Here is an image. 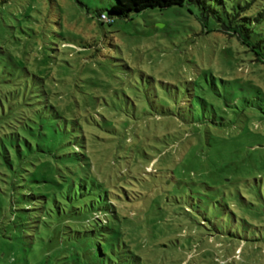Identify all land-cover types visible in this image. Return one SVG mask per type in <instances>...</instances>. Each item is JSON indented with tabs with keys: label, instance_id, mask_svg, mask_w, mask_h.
Returning a JSON list of instances; mask_svg holds the SVG:
<instances>
[{
	"label": "rangeland",
	"instance_id": "rangeland-1",
	"mask_svg": "<svg viewBox=\"0 0 264 264\" xmlns=\"http://www.w3.org/2000/svg\"><path fill=\"white\" fill-rule=\"evenodd\" d=\"M113 3L0 0V85L24 73L23 84L28 81L33 89L27 70L38 73L47 90L37 93L36 100L43 101L38 106L50 102L59 111L50 117L51 124L44 119L57 129L45 128V147L58 156L48 157L62 176L68 168L80 174L89 194L75 204L95 202L81 212L68 203L63 223L73 230L92 228L84 225L88 219L95 223L92 210L117 193L121 216L109 219L146 264H264V201L248 207L238 200L246 179L262 178L264 187V111L252 110L243 99L254 86L264 98V64L236 37L215 29L204 33L195 4L149 8L103 23L98 12L109 15ZM208 71L215 76L214 89L205 79ZM147 81L154 84L151 92L162 95L165 82L213 89L202 93L207 122L196 126L153 111L154 116L143 115L140 93ZM232 86L240 91L232 92ZM128 98L138 102L137 109ZM122 99L129 103L122 107ZM190 101L199 104L196 111L203 116L200 99L192 96ZM32 183L18 174L14 184L22 186L14 190L10 185L8 197L19 205L20 192ZM207 184L214 188L206 189ZM229 186L232 192H225ZM77 190L80 195L81 186ZM37 214L34 210L26 216L40 219ZM17 215V224L10 225L19 238H1L0 264H40L49 247L31 253ZM37 224L39 231L46 230L43 218Z\"/></svg>",
	"mask_w": 264,
	"mask_h": 264
},
{
	"label": "trees",
	"instance_id": "trees-1",
	"mask_svg": "<svg viewBox=\"0 0 264 264\" xmlns=\"http://www.w3.org/2000/svg\"><path fill=\"white\" fill-rule=\"evenodd\" d=\"M185 3H192L198 7V18L206 29L204 33L215 29L236 37L241 44L251 49L257 59L264 64V0H114L113 5L108 10L109 15L100 11L98 16L103 23H113L116 17L127 18L132 13H139L149 8H166ZM80 46L84 48V45ZM27 73L34 78L31 84L34 87L33 89L30 88L28 81L23 84L21 78L25 76L24 73L14 78H7L8 81L13 83L0 85V242L1 238L3 240L19 238V235L11 227L10 221L15 222L17 215L15 212L20 211L24 213L17 216L20 218L23 232L26 233V237L29 239L27 244L31 247L30 252L33 254L38 253L47 246L49 247V250L45 251L40 264H146L147 259L135 252L123 240L124 232L122 231L121 234L117 222H111L109 219L111 216L118 221L121 216L119 211L122 209V196L117 193H113V199L107 196L108 201L105 206L92 210L95 223L93 224L91 219L84 223L85 227L91 226L92 228H86L84 231L73 230L72 227H68L69 224L63 223L62 217L69 214L65 209L68 203L74 212H81L83 207L92 208L95 202L91 200L90 206L86 203L83 207L75 204L74 200L89 194L88 190H84L86 185L81 183L80 174L76 176V173L68 168L67 174L62 176V173L53 165L54 158L48 157L52 153L45 147V128L49 127L50 131H52V127L55 128V131L57 129L55 123L54 126H46L47 122H44V119L48 117L47 121L51 124L50 117H55L54 115H57L59 111L50 102L41 107L38 106L43 101L36 100V97L39 96L37 93L40 91L46 93L47 90L43 88L42 83L38 82L40 80L37 78L38 73H30L28 70ZM204 74L207 84L211 86L210 89L213 88V84H217L213 72L208 71ZM16 79H19L21 83H18ZM165 83L166 89L163 95L157 94L155 91L151 92L154 87L151 81L144 84L145 90L140 93V99L145 102L143 105L145 106V109H143L145 113H142L143 115L151 114L154 116L153 112H155L159 116L166 117L167 120L179 122L180 119V121H185L189 125L194 124L196 126L207 122L206 99L202 97V93L203 91H209L210 94L214 88L212 90L209 88L208 90H200L195 88L196 84L194 85L193 82L189 84L190 86L184 85L182 81ZM23 88L25 89L21 92ZM230 88L234 93L240 91L237 87L232 86ZM186 92L187 95H185ZM20 93L26 94L23 99L19 97ZM260 93H262L261 88L254 86L247 89L243 94V99L252 110L264 111V98L259 96ZM192 96L198 97L204 105V112L201 117L196 111L199 104L195 105L194 102L190 101ZM128 99L132 103L131 107L137 109L138 102L131 98ZM129 101L122 99V107L125 102L129 103ZM22 105H30L29 108L31 109L27 111L21 109ZM172 105L185 108L187 110L186 114L179 109H173ZM50 109L56 111V114L53 111L49 112ZM43 114H46V116ZM208 119H210V122H214L212 116ZM40 125L43 126V130ZM194 135L198 138L200 133L196 131ZM53 155L55 158L58 157L56 154ZM58 169L60 170V168ZM18 174L25 176L26 181L34 184L28 185L29 190L20 192L22 198H20L19 205L8 197V190L11 188L16 190V188L22 186L21 184H14ZM44 175L48 178H45ZM59 177L63 180H59ZM259 180H262V178H249L244 181L247 186L244 188L245 193L243 194L251 200H248L241 193L238 200L241 201L243 206L254 207L257 205V200L262 199L264 201V187ZM231 183L229 182V184ZM43 184L45 191H40ZM10 185L13 187L9 188ZM78 186H81L82 189L80 195L77 193L79 192L77 190ZM205 188L212 189L214 187L207 184ZM232 189L229 186L225 192H232ZM196 193L201 194V189H197ZM58 194L66 199L65 202L60 201ZM49 198L52 202H49ZM192 198L194 199L193 195ZM8 210L10 211L9 214L7 213ZM34 210L38 211L39 214L36 217H40V219L26 216ZM223 210L226 213L224 208ZM45 215L50 218L49 221L44 217ZM42 218L45 221L46 230L39 231L35 225L40 226L37 223H40ZM65 221L69 222L66 218ZM15 224L17 223L15 222ZM87 224L89 225L87 226ZM214 227L220 230L217 224H214ZM64 233L69 234V236L65 238ZM45 237H49V239L45 241ZM13 244L16 245V242L13 241ZM24 250L28 251L29 249L25 248Z\"/></svg>",
	"mask_w": 264,
	"mask_h": 264
},
{
	"label": "built area",
	"instance_id": "built-area-1",
	"mask_svg": "<svg viewBox=\"0 0 264 264\" xmlns=\"http://www.w3.org/2000/svg\"><path fill=\"white\" fill-rule=\"evenodd\" d=\"M104 17V16H103Z\"/></svg>",
	"mask_w": 264,
	"mask_h": 264
}]
</instances>
